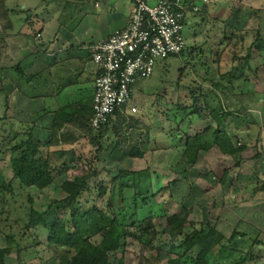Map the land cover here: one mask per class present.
I'll use <instances>...</instances> for the list:
<instances>
[{"label":"rangeland","instance_id":"374dc122","mask_svg":"<svg viewBox=\"0 0 264 264\" xmlns=\"http://www.w3.org/2000/svg\"><path fill=\"white\" fill-rule=\"evenodd\" d=\"M181 2L192 5L194 0ZM200 8L202 13L189 16L192 24L188 22L184 32L185 53L159 61L150 79L137 82L134 97L128 109L121 113L118 125L105 132L103 147L98 150L92 146L81 154V159L67 161L55 154L65 145L56 140L51 155L52 166L59 167L54 173V184L44 190L25 189L17 180L16 193L0 198V251L8 246V235L16 238L23 251L19 254L20 249L15 247L5 258V264H64L60 256L65 252L49 245L48 232L42 227L27 230L26 223L32 205L41 213L47 212L49 222L62 215L57 204L61 201L59 187L65 181L96 173L92 183H104L108 187L97 205L112 217L122 185L112 180L123 171L148 169L154 178L158 204L149 206L143 214L151 211L157 216L158 205H163L166 215L179 214L199 228L215 229L226 240H231L237 231L242 236L248 231L252 236H240L234 243L230 242L229 248L217 247L208 256L200 247L189 252L177 250L170 255L165 250L144 249L129 240L125 264H184L186 257L203 264H264V234H257L250 226L253 224L264 232L262 218L259 221L250 218L252 224H243L249 213L238 206L244 201L250 206L246 211L264 213V195L255 191L258 185L264 184V53L253 47L258 38L264 41V0H210ZM231 74L234 79L229 77ZM239 77L242 79L237 80ZM218 84L222 88L218 89ZM197 97L205 101L199 105L203 110L207 107L220 113L235 112L247 120L249 129L236 130L232 117L226 118L220 128L237 147L246 146L247 153L232 160L214 153L195 165L181 161L187 137L204 133L211 126L217 128L214 119L208 117L203 121L196 116ZM1 103L0 160H3L12 147L27 137L22 134L12 143L5 141L7 134L2 130H9L13 125L20 131L25 128L12 118L11 111L2 112L6 107ZM111 146L119 147L124 156L116 158ZM134 147L142 151L143 157L129 154ZM254 148L259 149L262 158L253 159ZM65 161L69 169L63 166ZM223 166L231 168L224 184L218 177V170ZM239 175L244 179L237 180ZM247 175L259 176L257 180H245ZM252 194L260 196L255 200L261 204L254 206L249 201ZM30 199H33L32 205ZM155 222L157 233H161L167 225L166 217L156 218ZM159 239L163 238L159 236ZM93 241L100 243L101 238ZM67 255L72 257L74 251ZM246 258L249 259L243 262Z\"/></svg>","mask_w":264,"mask_h":264},{"label":"trees","instance_id":"16d2710c","mask_svg":"<svg viewBox=\"0 0 264 264\" xmlns=\"http://www.w3.org/2000/svg\"><path fill=\"white\" fill-rule=\"evenodd\" d=\"M253 47L264 53L263 40L258 38ZM229 77L235 78L233 74ZM236 79L241 80L242 77ZM216 87L222 88L220 84ZM194 102H196L194 108L198 119L205 121L210 117L216 122L217 128L211 126L204 133L187 137L185 151L181 153L182 162L195 165L200 156L209 157L214 153L232 160L249 151L246 146L243 149L237 147L228 133L220 130L228 117L233 118L236 130L248 129V122L243 120L240 114L228 111L220 113L207 107L203 110L199 105H203L205 101H200L199 97ZM127 109L128 106H125L122 111H117L99 134L94 133L90 128L95 135L93 138L94 147H97L98 150L101 148L105 132L109 128L114 130L115 120L120 119L121 113ZM2 131L7 134L5 141L7 140L8 143H12L22 134L27 137V140L12 147L5 158L0 160V198L16 193L14 184L17 180L25 189L44 190L52 186L55 182L54 173L59 169L57 166L53 167L51 162L53 149L56 148L53 139L37 127L25 128L20 131L12 126L11 129ZM111 149L114 156H117L116 158L124 156L119 147L111 146ZM258 150V148L252 150L253 159L262 158V154L258 153ZM55 154L66 158L67 161L78 160L73 155L62 151ZM129 154L133 157H143V153L138 147H134ZM67 161L63 163V166L69 169ZM235 165L240 166V163L236 162ZM230 169V166H223L218 170L221 183H225ZM95 176L96 173L93 172L73 180H67L60 185L61 201L57 204V208L62 212V215L54 221L49 222L47 212L41 213L35 209L32 205L33 199H30L32 206L29 209L26 229L32 230L38 227L45 229L48 232L49 245L64 250L65 253L60 256L64 264H125V253L129 240L136 241L144 249L165 250L170 255L177 250L184 249L185 252H189L200 247L208 256L217 247L229 248L230 242L234 243V240L240 237V233L237 231L231 240H226L215 229L199 228L179 214L166 215L163 205H158L160 211L157 216L153 215L151 211L146 215L143 214L149 206L158 204L154 178L149 169L139 172L123 171L112 180L115 183L120 181L122 185L118 194L117 207L114 209L113 216L110 217L97 205V201L103 199L107 194L108 187L104 183L95 181L92 183ZM172 184L170 183V185ZM257 190L264 191V187ZM162 217H166L167 225L161 233H157L158 226L155 220ZM159 236L166 240H158ZM96 237L101 238L100 243L93 241ZM6 242L8 246L0 251V264H5V258L12 253L15 247L20 249L19 242L13 236L8 235ZM72 250L74 255L69 257L67 253ZM19 251V254L23 253L22 249ZM247 259L249 258L244 259L243 262ZM184 264L203 263L186 257Z\"/></svg>","mask_w":264,"mask_h":264},{"label":"crops","instance_id":"0c3cea01","mask_svg":"<svg viewBox=\"0 0 264 264\" xmlns=\"http://www.w3.org/2000/svg\"><path fill=\"white\" fill-rule=\"evenodd\" d=\"M200 1L193 4L201 5ZM133 10L131 0H0V104L6 107L2 112L11 111L18 124L37 127L54 144L56 140L65 144L62 152L81 159L94 147L93 48L125 29ZM259 175L245 180H257ZM258 193L264 195L263 190ZM259 197L252 194L249 201L259 205L261 201L255 200ZM245 204L238 206L246 211L250 206ZM245 211L249 215L243 224H252L250 218H262L264 223L263 212ZM246 236L252 234L246 231L242 238Z\"/></svg>","mask_w":264,"mask_h":264},{"label":"built area","instance_id":"2783aa9c","mask_svg":"<svg viewBox=\"0 0 264 264\" xmlns=\"http://www.w3.org/2000/svg\"><path fill=\"white\" fill-rule=\"evenodd\" d=\"M131 2L134 10L128 26L93 48L96 79L90 128L97 134L117 111L129 105L137 82L150 79L159 61L180 56L186 50L184 32L187 23L192 24L189 16L210 0H201V5L180 0Z\"/></svg>","mask_w":264,"mask_h":264}]
</instances>
